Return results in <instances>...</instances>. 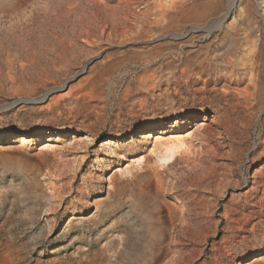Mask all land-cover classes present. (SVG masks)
Returning a JSON list of instances; mask_svg holds the SVG:
<instances>
[{"label": "rangeland", "instance_id": "1", "mask_svg": "<svg viewBox=\"0 0 264 264\" xmlns=\"http://www.w3.org/2000/svg\"><path fill=\"white\" fill-rule=\"evenodd\" d=\"M259 258L264 0H0V264Z\"/></svg>", "mask_w": 264, "mask_h": 264}, {"label": "bare ground", "instance_id": "2", "mask_svg": "<svg viewBox=\"0 0 264 264\" xmlns=\"http://www.w3.org/2000/svg\"><path fill=\"white\" fill-rule=\"evenodd\" d=\"M160 131H161V128H160ZM176 141H177L178 143H180V144H184V143L186 144V143H188V139H187V138H180V137H179V138L176 139ZM158 144H159V143H158ZM51 161H52V160H51ZM51 161H49V160L46 159V158L43 159V163H44V165H45V168H49V166H50V162H51ZM53 166H54V165H53ZM42 168H44V167H42ZM53 168H54V167L49 168V169H50L49 172H52V170H54L56 167H55L54 169H53ZM42 170H43V169H42ZM47 171H48V170H47ZM40 172H41V171H40ZM41 185H42V184H41ZM165 187H166L165 184H161V185L158 187V190H159V191H163ZM51 188L53 189V188H54V185H52ZM43 196L46 198V192H45V191H44ZM171 213H172V212H171ZM173 214L176 215V213H174V212H173ZM259 260H263V263H264V258L256 259L255 262H256V261H259Z\"/></svg>", "mask_w": 264, "mask_h": 264}, {"label": "water", "instance_id": "3", "mask_svg": "<svg viewBox=\"0 0 264 264\" xmlns=\"http://www.w3.org/2000/svg\"><path fill=\"white\" fill-rule=\"evenodd\" d=\"M93 61L94 60H92L91 62H89L87 65H86V68L91 64V63H93ZM73 81V79H71V80H69L67 83H66V85H65V89L66 88H68V86L70 85V83ZM61 90H59V89H53V90H51L48 94H47V96H46V98H49L50 96H52L53 94H55V93H58V92H60ZM28 102H36V100H27V102H25V103H28ZM20 103H16V104H13L12 106H17V105H19Z\"/></svg>", "mask_w": 264, "mask_h": 264}]
</instances>
